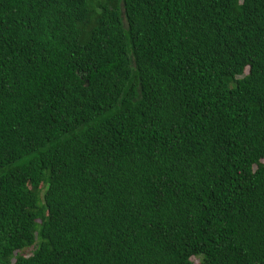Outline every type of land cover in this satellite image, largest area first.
Returning <instances> with one entry per match:
<instances>
[{
  "label": "trees",
  "instance_id": "trees-1",
  "mask_svg": "<svg viewBox=\"0 0 264 264\" xmlns=\"http://www.w3.org/2000/svg\"><path fill=\"white\" fill-rule=\"evenodd\" d=\"M195 258L264 264V0H0V264Z\"/></svg>",
  "mask_w": 264,
  "mask_h": 264
},
{
  "label": "rangeland",
  "instance_id": "rangeland-1",
  "mask_svg": "<svg viewBox=\"0 0 264 264\" xmlns=\"http://www.w3.org/2000/svg\"><path fill=\"white\" fill-rule=\"evenodd\" d=\"M32 254V252L31 251H28V252H26V255L27 256H30ZM194 260V262L196 263V264H198L199 263V261H198V259H193Z\"/></svg>",
  "mask_w": 264,
  "mask_h": 264
}]
</instances>
